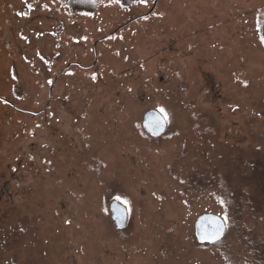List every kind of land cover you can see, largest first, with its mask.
<instances>
[{
  "label": "rangeland",
  "instance_id": "1",
  "mask_svg": "<svg viewBox=\"0 0 264 264\" xmlns=\"http://www.w3.org/2000/svg\"><path fill=\"white\" fill-rule=\"evenodd\" d=\"M263 8L0 0V264H264Z\"/></svg>",
  "mask_w": 264,
  "mask_h": 264
},
{
  "label": "water",
  "instance_id": "2",
  "mask_svg": "<svg viewBox=\"0 0 264 264\" xmlns=\"http://www.w3.org/2000/svg\"><path fill=\"white\" fill-rule=\"evenodd\" d=\"M55 80L49 87L48 99ZM141 126L152 136L160 135L166 128L164 116L155 109H146L141 118ZM110 216L116 228L127 223L126 207L115 199L109 202ZM225 231V222L221 216L213 212H201L194 220V235L199 242H212L219 239Z\"/></svg>",
  "mask_w": 264,
  "mask_h": 264
},
{
  "label": "trees",
  "instance_id": "3",
  "mask_svg": "<svg viewBox=\"0 0 264 264\" xmlns=\"http://www.w3.org/2000/svg\"><path fill=\"white\" fill-rule=\"evenodd\" d=\"M101 0H66L68 9L77 13H91L94 12ZM122 5H128L139 0H118ZM259 25L261 33L264 38V8L260 14Z\"/></svg>",
  "mask_w": 264,
  "mask_h": 264
},
{
  "label": "snow or ice",
  "instance_id": "4",
  "mask_svg": "<svg viewBox=\"0 0 264 264\" xmlns=\"http://www.w3.org/2000/svg\"><path fill=\"white\" fill-rule=\"evenodd\" d=\"M163 111V110H162Z\"/></svg>",
  "mask_w": 264,
  "mask_h": 264
}]
</instances>
